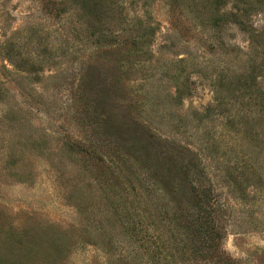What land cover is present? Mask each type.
I'll list each match as a JSON object with an SVG mask.
<instances>
[{"label": "rangeland", "instance_id": "obj_1", "mask_svg": "<svg viewBox=\"0 0 264 264\" xmlns=\"http://www.w3.org/2000/svg\"><path fill=\"white\" fill-rule=\"evenodd\" d=\"M0 264H264V0H0Z\"/></svg>", "mask_w": 264, "mask_h": 264}, {"label": "trees", "instance_id": "obj_2", "mask_svg": "<svg viewBox=\"0 0 264 264\" xmlns=\"http://www.w3.org/2000/svg\"><path fill=\"white\" fill-rule=\"evenodd\" d=\"M161 182H162V183H164V182H165L166 184H168V182H166V181L164 180V178H163V179H161ZM167 186H168V185H167Z\"/></svg>", "mask_w": 264, "mask_h": 264}]
</instances>
